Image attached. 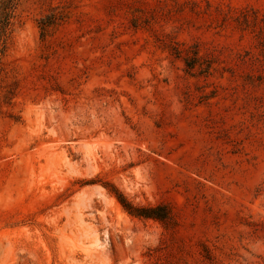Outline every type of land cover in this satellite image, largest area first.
Segmentation results:
<instances>
[{
    "label": "rangeland",
    "instance_id": "obj_1",
    "mask_svg": "<svg viewBox=\"0 0 264 264\" xmlns=\"http://www.w3.org/2000/svg\"><path fill=\"white\" fill-rule=\"evenodd\" d=\"M0 264H264V0H0Z\"/></svg>",
    "mask_w": 264,
    "mask_h": 264
},
{
    "label": "trees",
    "instance_id": "obj_2",
    "mask_svg": "<svg viewBox=\"0 0 264 264\" xmlns=\"http://www.w3.org/2000/svg\"><path fill=\"white\" fill-rule=\"evenodd\" d=\"M119 199L131 213L139 216L152 217L155 215L154 213L160 210V208H134L121 194L119 195Z\"/></svg>",
    "mask_w": 264,
    "mask_h": 264
}]
</instances>
